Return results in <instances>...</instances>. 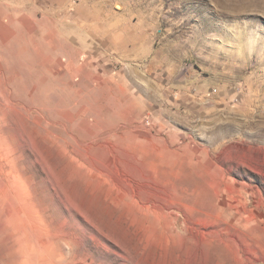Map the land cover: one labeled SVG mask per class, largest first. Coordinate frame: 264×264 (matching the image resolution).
<instances>
[{"label": "rangeland", "instance_id": "rangeland-1", "mask_svg": "<svg viewBox=\"0 0 264 264\" xmlns=\"http://www.w3.org/2000/svg\"><path fill=\"white\" fill-rule=\"evenodd\" d=\"M0 264H264V0H0Z\"/></svg>", "mask_w": 264, "mask_h": 264}]
</instances>
